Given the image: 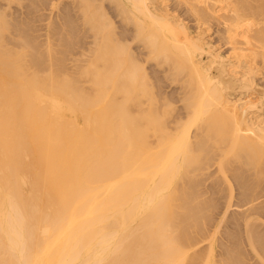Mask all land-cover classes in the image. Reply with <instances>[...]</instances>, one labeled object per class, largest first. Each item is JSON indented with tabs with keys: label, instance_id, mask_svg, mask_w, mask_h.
Here are the masks:
<instances>
[{
	"label": "bare ground",
	"instance_id": "6f19581e",
	"mask_svg": "<svg viewBox=\"0 0 264 264\" xmlns=\"http://www.w3.org/2000/svg\"><path fill=\"white\" fill-rule=\"evenodd\" d=\"M13 1L0 0V264H246L243 240L264 260V117L253 99L232 97L261 76L264 0H43L59 11L62 47L86 31L76 65L87 91L67 89L86 84L80 77L25 67L8 46L22 44L7 35ZM212 26L233 56L213 45ZM23 30L13 34L22 40ZM153 60L187 74L185 114L174 120ZM213 160L239 190L235 201L230 185L211 184L223 213L238 209L227 242L214 233L201 250L191 228L208 233L201 223L218 204L196 177Z\"/></svg>",
	"mask_w": 264,
	"mask_h": 264
},
{
	"label": "rangeland",
	"instance_id": "374dc122",
	"mask_svg": "<svg viewBox=\"0 0 264 264\" xmlns=\"http://www.w3.org/2000/svg\"><path fill=\"white\" fill-rule=\"evenodd\" d=\"M42 3H43V0H14L12 3H11V7L9 8V9H7V13L9 14L8 15V18L12 21V26H14L15 25V23H16V27L14 26V27H12L11 26V29H10V33L8 32L7 33V35L8 34H10V35H8V36H10L9 38H11L10 40L11 41H13L14 40V42H22V44L20 45V48L19 47H17L16 45L14 46V44H8V46L9 47H11V48H13V49H15V50H22L21 52L23 53L22 55H23V59H24V61H26V63L23 61V63H24V65H25V67H27L28 69H29V71H32V67H33V69H35L34 68V66L36 67V66H38L39 64L41 65V67H43V70L44 71H39V74L40 75H43V76H48V75H50L51 73L52 74H57L56 76H58V78H59V80L61 79H64V78H70V75L72 76V77H74V76H77V77H80V79L82 80V84H84V83H86L85 82V78L87 77V74H80V73H82V72H78V71H80V69L78 68V66L76 65V64H79V65H85V64H82V63H85V58H86V56H82V55H80V53H81V51H83L84 49H86V47L88 46V44H87V41H89V39L88 38H86V37H84V34L86 33V31L81 27H78V31H77V35H75L74 37H72V38H74V39H72V38H69L71 41H69V39H68V43H67V47H62V44H61V42L59 41V39H58V36L56 35V33H55V29L56 28H58L57 26H59V22H60V20H58V14H59V11H57V9L55 10V8L54 9H51V8H48V6H44V5H42ZM44 4V3H43ZM46 7V8H45ZM47 9V10H46ZM45 10V11H44ZM10 12H11V14H10ZM16 12V13H15ZM15 13V14H14ZM52 13V14H51ZM54 14H57V15H54ZM11 15V16H10ZM10 16V17H9ZM58 17V18H57ZM56 19H57V21H56ZM17 20H19V22L20 23H18V21ZM13 23H14V25H13ZM17 23H18V25H17ZM54 23H55V25H54ZM57 23H58V25H57ZM189 24L192 26V29L194 30V26H193V23L192 22H189ZM22 25V26H21ZM49 25V26H48ZM51 25V26H50ZM17 26H20L19 28H17ZM56 26V27H55ZM213 26H216V25H213ZM212 26V27H213ZM211 27V28H212ZM217 27V26H216ZM216 27H213V33L211 32L210 33V31H212V30H210L209 32H208V35L210 36V38L212 37V43H213V45H215L214 43H216V47L218 48V51L221 53V54H223L224 56H229V53H230V46H228L227 47V42L226 43H224L225 42V40H224V42H223V40L221 39H219L218 40V38H220L219 37V35L217 34L215 37L214 36H212V35H215L216 34V32H215V29H216ZM15 28V29H14ZM18 30V31H20V32H22V30L24 29L25 30V37H23L22 38V40L20 39V38H18V37H16L13 33L14 32H17V31H15V30ZM22 29V30H21ZM84 31H83V30ZM14 30V31H13ZM24 30H23V32H24ZM54 30V31H53ZM58 30V29H57ZM81 30V31H80ZM12 31V32H11ZM48 31V32H47ZM84 34H83V33ZM214 32H215V34H214ZM210 33V34H209ZM12 34V35H11ZM46 34H48V35H46ZM207 35V37H209ZM48 36V37H47ZM15 38V39H14ZM85 38V39H84ZM16 39H20L19 41L17 40L16 41ZM84 39V41H82ZM214 39V40H213ZM215 39H217V40H215ZM57 40V41H56ZM85 40H87V41H85ZM25 41V42H24ZM50 41V42H49ZM82 41V42H81ZM218 41V42H217ZM223 42V43H220V42ZM23 42H24V44H23ZM79 43L81 44V46H79ZM84 43V44H83ZM60 44V45H59ZM219 44V45H218ZM224 44V45H223ZM24 45H25V47H24ZM82 45H84V46H86V47H84V46H82ZM221 45H223V46H221ZM226 45V46H225ZM229 45V44H228ZM72 46V47H71ZM227 47V48H225V47ZM79 47H81V49H79ZM221 48V50H219L220 48ZM21 48H23V49H21ZM84 48V49H83ZM222 48H224V50L222 49ZM65 50L66 49V51H64V52H62V50ZM74 49V50H73ZM78 49V50H77ZM227 49V50H226ZM77 50V51H76ZM226 50V51H225ZM24 51V52H23ZM73 51V52H72ZM80 51V52H79ZM224 51V52H223ZM228 51V52H227ZM62 52V53H61ZM225 52H227V53H225ZM233 52V53H232ZM232 54V56H233V54H234V51H232L231 50V53H230V55ZM25 57V58H24ZM64 57V58H63ZM35 59H37V60H35ZM78 59V60H77ZM82 59V60H81ZM232 59H235V58H232ZM80 61V62H79ZM236 61V60H235ZM39 64H38V63ZM76 62V63H75ZM151 62V61H150ZM148 63L147 62V65L149 66V67H151V68H149L148 70H149V72L150 73H152L153 75H151L152 77H155V78H153L154 79V81H155V79L157 78L158 79V82H156L157 83V87H155V92H156V94H159L160 93V91H158V88H161L162 89V91H161V94H162V92H164L163 93V96L164 95H166V94H168L167 95V97L166 96H161L160 94V96H159V99L161 98L162 99V101H161V99L159 100V101H161V103L162 102H164L168 97H173V98H171V99H175L174 101H172V100H168L167 99V101H169V104H170V101H172L171 102V104H173V106L170 104L169 105V107H170V109L172 110V114L171 115H169V120H174L178 115H180V113L182 112V113H184L185 114V97L187 96V94H188V92H189V86H187L186 85V82H184V80L187 78V74L185 73V72H183V73H180V74H178V73H174L173 74V72L171 73V71L172 70H169L170 71V74H169V71L168 70H166L165 68H161L160 69V72L158 71L159 69L158 68H156V67H154L153 68V66H154V63L156 62H154V60L151 62V63ZM154 62V63H153ZM257 62H258V60H257ZM256 62V63H257ZM39 65V66H40ZM151 65V66H150ZM255 64H253L252 66H254ZM258 65V66H257ZM256 65V67H258V68H256L255 66L253 67V68H256L257 70H258V72H259V74H261V76L259 75V76H256V75H258V73H256V75H255V77L256 78H254L255 80V82H254V84H255V87H256V90H248L249 91V93L248 94H246V93H242V92H233V94H232V97L233 98H235V100L236 99H241V100H245V99H250L251 101H252V99H253V102H252V106H251V108L253 109V110H255V111H259V113H261V115H262V117H264V98H263V96H264V65H261V64H259V62H258V64ZM77 66V67H76ZM147 66V67H148ZM146 67V68H147ZM46 69V70H45ZM156 69V70H155ZM158 69V70H157ZM255 69V70H256ZM51 70V71H50ZM52 70H53V72H52ZM164 70V71H163ZM34 71V70H33ZM156 71H158V72H156ZM166 71L168 72V73H166ZM56 72V73H55ZM156 72V73H155ZM77 73V74H76ZM165 73H166V75H165ZM167 74H168V76L170 77H168L167 78ZM155 75V76H154ZM164 75H165V77H164ZM174 75V76H173ZM263 75V76H262ZM178 76V77H177ZM257 77H260V78H258L257 79ZM159 78H160V81H159ZM185 78V79H184ZM257 79V80H256ZM261 80V81H260ZM159 82H160V84H159ZM185 83V84H184ZM89 85V82L88 83H86V84H84L83 86H78V88H77V86L74 88L73 86H71L72 87V89H71V87L69 86L67 89L70 91V90H75V89H80V90H82L83 88V91L85 90V89H89L90 88V86H88ZM159 86H161V87H159ZM164 86V87H163ZM182 86V87H181ZM183 86H184V88H183ZM186 86V87H185ZM83 87V88H82ZM188 87V88H187ZM186 88V89H185ZM87 89V90H88ZM184 89V90H183ZM87 90H85V91H87ZM160 90V89H159ZM186 90V91H185ZM236 90H238V89H236ZM261 90V91H260ZM165 91H167V92H165ZM176 91H178L177 93H176ZM181 91H183L182 92V94H181ZM253 91V92H252ZM159 92V93H158ZM169 92V93H168ZM173 92H175V93H173ZM185 92V93H184ZM254 94V95H253ZM172 95V96H171ZM173 95H175V96H173ZM180 95V96H179ZM184 95V96H183ZM242 95V96H241ZM246 95V96H245ZM252 95H253V97H252ZM182 96V97H181ZM240 96V97H239ZM166 97V99H164ZM238 97V98H237ZM245 97V98H244ZM178 99V100H177ZM179 99H180V101H179ZM164 100V101H163ZM176 100H177V102H176ZM256 102V103H255ZM176 105V106H175ZM180 105H181V107H180ZM173 108V109H172ZM176 108V109H175ZM178 108V109H177ZM180 109H182V110H180ZM259 109V110H258ZM263 109V110H262ZM178 111H180V112H178ZM181 113V114H182ZM174 115V116H173ZM195 128V129H194ZM196 128H197V130H198V125H197V127L195 126H193V128H192V131H193V129L195 130V132H197L196 131ZM191 131V133H193ZM194 134V133H193ZM212 162H214L213 163V165L207 170V172L206 171H203L202 173H207L206 174V176H207V178H206V176H205V174H202V173H198L199 175L196 177V179H198V184H200V186H198V190L199 191H204V188H205V190L206 191H204V192H202V194L203 193H205L204 194V197L206 196V198L208 197V198H214V201L218 204L217 206H216V208L217 209H209L208 211H207V215L209 216V219L210 220H208V218H207V220L206 219H204L203 221H201V222H203V223H201L202 224V227L205 229L206 228V230L208 231V233L206 232V231H204L203 229H202V231H201V233L200 232H198V230L196 229V228H191V232L194 230V233H193V235H194V238H197V239H195L197 242H198V244L196 245V247H198V249H200V248H203V249H201V250H204V248L206 249V247H207V249H208V244H209V238H210V240H211V238L213 237V235H214V233H216V238L217 239H219L220 241H222L223 243H225V242H227V240H225L224 239V237H225V232H227V229L228 230H231V231H234V229L232 228V227H230L229 226V223L231 222V218L229 217L230 215H231V211L233 212V210H235V208H237V207H232L231 209H230V211H228V213L226 212L225 214L223 213V209H224V204L225 203H222V204H220L221 202H224V200L223 199H221L220 200V193H219V195H218V193L216 192L217 191V188H215V190H214V188H213V185L214 184H217L219 181V183H222L220 186H223V188H228V185H230L229 186V188H228V190L230 191V190H233V192H234V194H235V196L236 197H234V200L235 201H238L237 200V196H238V192H239V190L237 191V188H236V186H235V183L234 182H236V181H234V179L232 180V178L230 179V176H229V173H231L232 171L230 170H228L229 171V173H228V171H227V173H226V176L224 175L225 173H223V172H219L218 170H217V166H215L216 164H215V161L213 160ZM215 164V165H214ZM215 166V167H214ZM214 167V168H213ZM210 169H214V172L213 171H211ZM210 171V172H209ZM216 171H218V173H216ZM210 173H212V174H210ZM214 173V174H213ZM220 173H222V174H220ZM209 174V175H208ZM215 174H217L216 176H215ZM218 174H219V176H218ZM212 175H213V178H212ZM222 175H224L223 176V178H222ZM202 177V178H201ZM204 177H205V179H204ZM209 177V178H208ZM216 177V178H215ZM217 177H218V179H217ZM221 179H220V178ZM200 178V179H199ZM210 178H212V179H210ZM206 179H208V180H206ZM216 179H217V181H216ZM226 179H228V180H226ZM202 180H205V181H202ZM213 181V182H211V181ZM226 180V181H225ZM230 180H231V183L233 184H229L228 182H230ZM222 181H224V182H222ZM201 182V183H200ZM209 184H208V183ZM217 182V183H216ZM226 182V183H225ZM203 183H205V184H203ZM202 184V185H201ZM211 184H213L212 186H211ZM204 185V186H203ZM205 185H206V187H205ZM208 185V186H207ZM225 185H226V187H225ZM231 185H232V187H231ZM209 186H210V188H209ZM200 187V188H199ZM201 188H203V189H201ZM211 188H213V190L211 189ZM232 188V189H231ZM234 188V189H233ZM211 190V191H210ZM227 190V191H228ZM237 191V192H236ZM207 193V194H206ZM209 193V194H208ZM211 193V194H210ZM213 193H214V195H213ZM228 193V192H227ZM230 193V192H229ZM208 195H210V196H208ZM203 196V195H202ZM215 196V197H214ZM217 197H219L218 199H217ZM218 201H219V203H218ZM220 204V205H219ZM220 209H219V208ZM218 209H219V211H218ZM238 209V208H237ZM212 210H215L214 212H216V213H212ZM210 211V212H209ZM218 213V214H217ZM214 214V215H213ZM217 214V215H216ZM223 214V215H222ZM213 215V216H212ZM224 216V217H223ZM210 217H212L213 218V220H211V218ZM216 219V220H215ZM207 221V222H206ZM210 221V223H209V225H208V222ZM263 221H264V219H263ZM214 222V223H213ZM216 222V223H215ZM228 223V224H227ZM223 227H222V226ZM204 226H206V227H204ZM208 228V229H207ZM215 228H217V229H215ZM231 228V229H230ZM211 231H210V230ZM213 229H214V232H213ZM233 229V230H232ZM218 230V231H217ZM241 230L243 231V232H241ZM225 231V232H224ZM237 231H240V232H238L239 233V235L241 236V238L242 239H245V233H244V226L243 225H241L240 227H239V229L237 230ZM206 232V233H205ZM197 233V234H196ZM200 233V234H199ZM213 233V234H212ZM207 234L209 235V237L207 236ZM212 234V235H211ZM222 234H223V236H222ZM197 235V236H196ZM204 236V238L205 237H207V238H203V236ZM206 235V236H205ZM199 239H201V240H199ZM208 239V240H207ZM199 240V241H198ZM204 240V241H203ZM224 240V241H223ZM219 241V242H220ZM200 242V243H199ZM207 242V243H206ZM243 242V243H242ZM242 242H240V245H242L241 247L243 248V250L244 251H246L245 252V255H243V260L246 262V264H264V260L261 258V257H258V256H256V254H255V252L250 248V246L243 240ZM246 243V244H245ZM202 244V245H201ZM216 249H217V255H215V256H217V258L215 257V259H217L218 260V256L220 255V253H223V250L220 248V247H216ZM220 249H221V252H220ZM219 253V254H218ZM248 254V255H247ZM246 256V257H245ZM254 257V258H253ZM251 258V259H250ZM262 259V260H261ZM248 260V261H247ZM263 261V262H262Z\"/></svg>",
	"mask_w": 264,
	"mask_h": 264
}]
</instances>
